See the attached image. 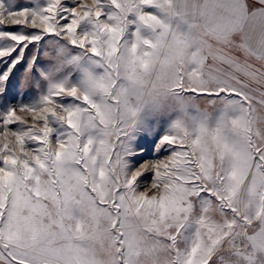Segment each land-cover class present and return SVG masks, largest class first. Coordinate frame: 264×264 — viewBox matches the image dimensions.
Returning a JSON list of instances; mask_svg holds the SVG:
<instances>
[{
	"label": "snow or ice",
	"instance_id": "obj_1",
	"mask_svg": "<svg viewBox=\"0 0 264 264\" xmlns=\"http://www.w3.org/2000/svg\"><path fill=\"white\" fill-rule=\"evenodd\" d=\"M0 129V264H264V0H0Z\"/></svg>",
	"mask_w": 264,
	"mask_h": 264
},
{
	"label": "rangeland",
	"instance_id": "obj_2",
	"mask_svg": "<svg viewBox=\"0 0 264 264\" xmlns=\"http://www.w3.org/2000/svg\"><path fill=\"white\" fill-rule=\"evenodd\" d=\"M88 2H90V0H88ZM18 3L19 4H23V3H25V0H18ZM5 30H9V31H17V30H19L18 28H16V27H12V28H7V29H5ZM0 131H2V129H0ZM147 158V157H146ZM145 181H150V174L148 175V176H145Z\"/></svg>",
	"mask_w": 264,
	"mask_h": 264
}]
</instances>
